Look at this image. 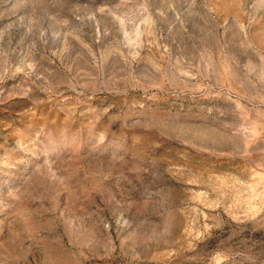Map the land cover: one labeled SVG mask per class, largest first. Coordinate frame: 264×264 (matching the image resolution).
Returning <instances> with one entry per match:
<instances>
[{
    "label": "rangeland",
    "instance_id": "1",
    "mask_svg": "<svg viewBox=\"0 0 264 264\" xmlns=\"http://www.w3.org/2000/svg\"><path fill=\"white\" fill-rule=\"evenodd\" d=\"M0 264H264V0H0Z\"/></svg>",
    "mask_w": 264,
    "mask_h": 264
}]
</instances>
